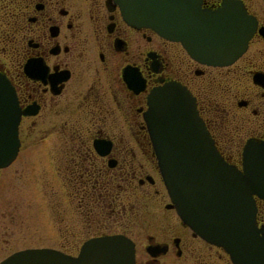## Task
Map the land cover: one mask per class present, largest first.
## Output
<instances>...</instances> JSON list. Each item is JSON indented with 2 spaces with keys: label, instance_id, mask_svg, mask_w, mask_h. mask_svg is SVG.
<instances>
[{
  "label": "flooded vegetation",
  "instance_id": "1",
  "mask_svg": "<svg viewBox=\"0 0 264 264\" xmlns=\"http://www.w3.org/2000/svg\"><path fill=\"white\" fill-rule=\"evenodd\" d=\"M223 1H240L255 29L235 59L208 64L128 22L136 13L119 0H0V75L21 110L18 152L36 126L69 136L43 140L27 163L54 173L45 178L62 193L56 211L70 207L71 228L56 226L60 245L49 247L76 255L86 239L118 233L133 242L134 264H232L179 217L144 117L150 90L175 82L227 163L242 169L247 143L264 148V0L201 6ZM253 199L264 237V198Z\"/></svg>",
  "mask_w": 264,
  "mask_h": 264
},
{
  "label": "water",
  "instance_id": "2",
  "mask_svg": "<svg viewBox=\"0 0 264 264\" xmlns=\"http://www.w3.org/2000/svg\"><path fill=\"white\" fill-rule=\"evenodd\" d=\"M131 1V8L143 14H125L127 18L180 40L195 58L207 63L235 59L255 28V19L238 3L227 6L238 14H215L205 13L199 0ZM148 104L145 117L159 167L183 220L209 241L223 245L235 264H264V242L253 233L251 223V194L264 196V148L248 147L245 173L241 174L217 154L193 100L181 87L156 88ZM18 118L12 89L0 77V166L7 165L17 152ZM51 261L133 264L132 242L121 235L100 236L85 241L78 256L51 248H28L11 253L0 264Z\"/></svg>",
  "mask_w": 264,
  "mask_h": 264
},
{
  "label": "rangeland",
  "instance_id": "3",
  "mask_svg": "<svg viewBox=\"0 0 264 264\" xmlns=\"http://www.w3.org/2000/svg\"><path fill=\"white\" fill-rule=\"evenodd\" d=\"M67 135L36 126L28 136L22 135L24 145L26 142L28 145L18 152L11 165L0 168V259L20 248L59 246L55 227L71 228L70 207L56 211L62 193L52 191L53 194L46 186L50 183L45 176L55 177L54 173L47 174L39 166L27 164L39 154L33 152L34 146L41 145L45 139L68 138ZM53 190H57V187L54 186ZM100 228L102 225H95L93 230L95 232ZM44 231L45 236L42 235Z\"/></svg>",
  "mask_w": 264,
  "mask_h": 264
},
{
  "label": "bare ground",
  "instance_id": "4",
  "mask_svg": "<svg viewBox=\"0 0 264 264\" xmlns=\"http://www.w3.org/2000/svg\"><path fill=\"white\" fill-rule=\"evenodd\" d=\"M15 261H17V260H15ZM15 261H14V262H15ZM92 261H94V260H92ZM51 262H52V261H51ZM45 264H53V262H52V263H48V262H46ZM96 264H98V263H96Z\"/></svg>",
  "mask_w": 264,
  "mask_h": 264
}]
</instances>
